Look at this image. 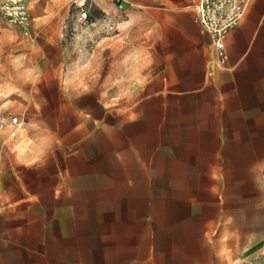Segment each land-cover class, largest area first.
Returning <instances> with one entry per match:
<instances>
[{"label":"crops","instance_id":"1","mask_svg":"<svg viewBox=\"0 0 264 264\" xmlns=\"http://www.w3.org/2000/svg\"><path fill=\"white\" fill-rule=\"evenodd\" d=\"M147 2L157 11L145 25L155 78L128 108L116 146L151 159L125 170L119 218L81 212L62 174L27 178L9 164L0 178V264H224L214 254L224 233H240L231 221H259L264 231V0H250L226 33L222 65L195 19L198 1ZM161 156L171 163L157 166Z\"/></svg>","mask_w":264,"mask_h":264},{"label":"rangeland","instance_id":"2","mask_svg":"<svg viewBox=\"0 0 264 264\" xmlns=\"http://www.w3.org/2000/svg\"><path fill=\"white\" fill-rule=\"evenodd\" d=\"M139 1L144 3L125 0L118 8L96 0L78 8L71 0H0V178L9 164L27 178L62 174L73 182L81 212L119 218L125 170H134L138 158L151 159L120 155L116 146L128 108L155 78L148 71L157 61L146 58L152 29L145 25L157 11ZM15 2L28 13L27 34L19 33L8 12ZM168 100L171 109V94ZM15 117L19 125L12 123ZM153 161L163 166L171 157ZM231 223L240 233L220 237L218 263L237 264L242 252L264 242L259 221ZM260 260L264 264V249L247 264Z\"/></svg>","mask_w":264,"mask_h":264},{"label":"built area","instance_id":"3","mask_svg":"<svg viewBox=\"0 0 264 264\" xmlns=\"http://www.w3.org/2000/svg\"><path fill=\"white\" fill-rule=\"evenodd\" d=\"M116 7L122 8L125 0H111ZM96 0H71L78 8H86ZM250 0H198L195 19L204 32L210 35L214 54L219 64L226 61L224 38L229 29L235 27L245 13ZM8 12L18 28L19 33H28L29 16L21 3H14L8 7ZM85 18V13L82 15ZM13 124L19 125L17 118Z\"/></svg>","mask_w":264,"mask_h":264}]
</instances>
